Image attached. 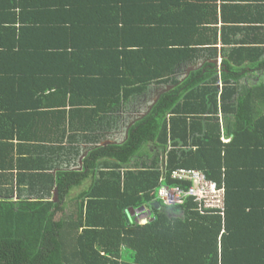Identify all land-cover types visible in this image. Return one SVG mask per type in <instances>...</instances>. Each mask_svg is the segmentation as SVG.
Here are the masks:
<instances>
[{
  "label": "trees",
  "instance_id": "16d2710c",
  "mask_svg": "<svg viewBox=\"0 0 264 264\" xmlns=\"http://www.w3.org/2000/svg\"><path fill=\"white\" fill-rule=\"evenodd\" d=\"M136 1L156 0H0V264H264V77L245 78L264 60H225L222 88L211 61L182 80L176 66L192 47L159 49L151 28L135 29L141 41L130 47ZM150 82L172 87L122 143L96 147L87 171L73 169L77 151L43 145L36 97L60 107L85 97L106 127L104 105L122 107ZM146 146L166 153L141 163ZM182 167L225 187L223 210L192 197L164 204L162 186L191 185L172 177ZM143 206L152 217L131 215Z\"/></svg>",
  "mask_w": 264,
  "mask_h": 264
},
{
  "label": "crops",
  "instance_id": "0c3cea01",
  "mask_svg": "<svg viewBox=\"0 0 264 264\" xmlns=\"http://www.w3.org/2000/svg\"><path fill=\"white\" fill-rule=\"evenodd\" d=\"M136 2L137 4L129 5L126 12L130 22V26L127 25L128 40L132 43L130 47H138L139 44H134V42L141 41L135 29L144 31L149 28L157 31L153 33L151 41L154 43L152 45L159 49L161 43L192 47L191 52L193 53H190L188 58L176 66L177 77L182 80L193 70L199 68L201 63L211 61L217 66L220 78L219 87L222 88L221 77L226 65L225 60L234 65L242 62L248 64L253 60H264V0H156L152 4V9H146L147 4L141 1ZM140 21L149 22L144 23L145 25L140 24L144 26L138 27L137 23H131ZM159 32H165L166 38H163L165 36ZM31 57L32 55H30L32 60ZM248 68H250L249 64ZM247 70L249 74L245 75V78L252 79L250 83L254 78L264 77V70ZM67 75L82 76L81 73L73 71H69ZM171 87L172 84L150 82L146 88L131 97L130 101L125 102L122 107L110 109L108 104L104 105L103 111L106 109V113L103 117L109 121L106 127L105 125L100 127L101 123L97 124L99 115L91 112V109L98 108L96 106L98 104L84 102L85 97L82 98L83 102L61 107L44 96L36 97L34 100H37V109L40 111L36 120L44 122L43 131L45 135H48V142L43 145L55 147V153L60 157L65 154L64 150L66 152L70 149L77 151L78 156L73 169L85 172L89 169L86 166V159L96 147L122 143L128 137L130 128L142 120L151 111L160 94ZM109 97L108 93L107 100ZM72 109L74 112H71ZM223 118L224 116L220 113L222 139L229 142L231 136L225 134L226 123ZM38 123L42 124L40 121ZM15 142L18 143V140ZM62 147L65 148L62 149ZM156 152H159L160 156L166 153L165 149L146 146L138 155V159L141 163L148 159L150 163ZM26 155L28 157V154ZM45 156L48 157L46 154ZM165 165L166 163L161 162L160 166L163 168ZM49 172L56 174L57 168ZM13 173L16 175L17 170H13ZM90 182L91 178L88 177L82 185L75 187L78 190L73 196L86 188ZM54 188L58 189L57 186ZM135 213L140 218L152 217V211L146 207ZM148 213L151 215L149 216Z\"/></svg>",
  "mask_w": 264,
  "mask_h": 264
},
{
  "label": "built area",
  "instance_id": "2783aa9c",
  "mask_svg": "<svg viewBox=\"0 0 264 264\" xmlns=\"http://www.w3.org/2000/svg\"><path fill=\"white\" fill-rule=\"evenodd\" d=\"M174 179L189 181L188 189L181 186H162L159 195L167 206L184 204L187 197L194 198L206 209H224L225 187L216 181L209 179L206 173L197 168L182 167L172 173Z\"/></svg>",
  "mask_w": 264,
  "mask_h": 264
},
{
  "label": "water",
  "instance_id": "95a60500",
  "mask_svg": "<svg viewBox=\"0 0 264 264\" xmlns=\"http://www.w3.org/2000/svg\"><path fill=\"white\" fill-rule=\"evenodd\" d=\"M55 194H56V195H55V198H54V199L57 200V199H58V197H57V196H58V189H55ZM143 209H145V207H142V208H140V209H138V210H136V211H141V210H143ZM130 213H131V214H134V213H135V210L131 208Z\"/></svg>",
  "mask_w": 264,
  "mask_h": 264
},
{
  "label": "rangeland",
  "instance_id": "374dc122",
  "mask_svg": "<svg viewBox=\"0 0 264 264\" xmlns=\"http://www.w3.org/2000/svg\"><path fill=\"white\" fill-rule=\"evenodd\" d=\"M129 125H130V123H129ZM146 150H149V149L146 148ZM77 190H78L77 188H75L74 190H72V191H71V195H70V197L73 196V195L76 193ZM70 197L68 198L69 200L71 199ZM148 215L150 216L151 214L148 213ZM147 217H148V216H147Z\"/></svg>",
  "mask_w": 264,
  "mask_h": 264
}]
</instances>
